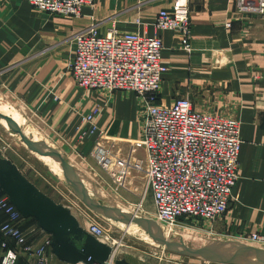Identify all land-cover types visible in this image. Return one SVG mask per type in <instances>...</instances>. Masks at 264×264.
Masks as SVG:
<instances>
[{
  "label": "crops",
  "instance_id": "1",
  "mask_svg": "<svg viewBox=\"0 0 264 264\" xmlns=\"http://www.w3.org/2000/svg\"><path fill=\"white\" fill-rule=\"evenodd\" d=\"M189 5L193 27L191 51L182 49L178 34L158 33L154 26L159 12L172 9L174 0H96L93 8H83L77 18L38 11L25 0H0V92L22 107L24 124L32 123L44 142L57 145L58 153L64 149L80 165L77 157H89L99 139L98 135L78 140L77 127L82 118L98 110L96 125L100 131L113 139L138 140L144 101L132 93L84 90L77 86L69 72L76 50L75 36L93 27L101 36L113 30L148 36L160 34L164 45L162 60L169 70L162 81L158 104L171 106L188 97L199 113L233 118L241 123L240 180L226 215L210 230L249 241L253 233L264 235V17L241 14L236 0H189ZM0 111L14 119L10 123L22 125L18 115L1 106ZM3 126L9 128V123L3 122ZM37 141V147H46L41 140H30L28 150L67 181L61 165L42 156L31 145ZM8 155L4 157L0 152L1 173L10 172L34 188L28 180L30 173L26 177L15 156ZM81 180L86 181L90 195L99 196L90 181L83 176ZM42 198L54 203L46 195ZM67 211L83 232L94 223H88L87 219L81 223ZM6 219L0 210V225ZM22 225L27 234L38 228L48 236L51 264H69L53 257L56 239L53 226L44 229L35 217H24ZM78 232L69 230L65 240L82 250L88 237ZM10 245L16 250L12 241ZM228 246L245 247L239 242H228ZM108 248L110 258L113 249ZM18 255L16 264H26L24 255L19 252ZM116 255L114 264H132L118 260Z\"/></svg>",
  "mask_w": 264,
  "mask_h": 264
},
{
  "label": "built area",
  "instance_id": "2",
  "mask_svg": "<svg viewBox=\"0 0 264 264\" xmlns=\"http://www.w3.org/2000/svg\"><path fill=\"white\" fill-rule=\"evenodd\" d=\"M34 9L54 16L79 17L96 0H25ZM244 15L264 16V0H236ZM189 0H174L171 10L159 12L158 33L172 31L181 38V47L191 51L192 21ZM76 50L69 72L84 90L127 92L144 101L141 137L136 149L146 153L147 186L153 194L155 217L168 225L183 220L217 222L234 200L240 180L241 123L237 119L202 114L190 98L171 106L157 103L168 67L163 63L160 34L119 33L99 35L95 27L75 36ZM98 110L84 116L77 127L85 141L100 134ZM122 177H119V181ZM0 210L7 217L0 225V264H16L18 252L26 264H51L46 247L34 250L23 229V216L9 197L0 191ZM86 233L99 244L113 249L105 264H114L117 252L104 229L91 223ZM15 244L16 250L10 247ZM250 241L264 245V235L252 234ZM17 251V252H16Z\"/></svg>",
  "mask_w": 264,
  "mask_h": 264
},
{
  "label": "rangeland",
  "instance_id": "3",
  "mask_svg": "<svg viewBox=\"0 0 264 264\" xmlns=\"http://www.w3.org/2000/svg\"><path fill=\"white\" fill-rule=\"evenodd\" d=\"M1 94L0 106L18 115L22 125L17 123L19 132L16 133L4 127L3 122L14 119L0 111V152L4 157L14 155L17 166L26 177L30 173L28 180L38 191V196H48L81 223L87 219L88 223L93 221L100 225L116 242L118 260H128L132 264H264V245L250 241L252 235L249 241H245L213 233L210 226L216 221L183 220L172 226L157 220L153 194L147 186L145 174L146 153L134 147L137 140L113 139L101 131L91 155L77 157L81 161L78 165L64 149L58 153L55 150L57 145L51 143L50 147L44 142L32 123L24 124L26 116L22 107ZM30 140H41L47 148L50 147V151L44 148L42 156L73 166L85 201L75 194L65 177L55 175L37 154L28 150ZM31 145L36 148L39 142ZM50 153L58 155L59 160L51 158ZM81 176L96 187L100 193L98 197L90 195ZM120 176L122 180L119 181ZM27 237L35 251L46 247V253H49L48 236L38 228L30 231ZM228 242H239L245 247L228 246ZM54 258L57 260L56 256Z\"/></svg>",
  "mask_w": 264,
  "mask_h": 264
},
{
  "label": "water",
  "instance_id": "4",
  "mask_svg": "<svg viewBox=\"0 0 264 264\" xmlns=\"http://www.w3.org/2000/svg\"><path fill=\"white\" fill-rule=\"evenodd\" d=\"M9 123V129L13 132H19V127L16 124ZM41 153L45 152L43 146L37 147ZM51 158H58L55 153H50ZM63 168L64 175L67 181L76 191L75 193L85 201L86 196L81 191L79 184V176L74 168L69 167L64 162L59 161ZM0 171V189L5 192L10 201L21 214L27 217H35L41 226L47 229V225L53 226L55 234V244L53 253L60 259L65 260L69 264H105L109 259L111 250L99 244L93 237L78 229L76 220L70 213L62 207L56 206L52 202H47L42 197L38 196L33 187H30L26 182L19 178H14L12 173ZM4 174L8 175L3 177ZM75 229L81 231V234L87 236V243L82 250H78L74 244L65 240L66 233ZM78 229V230H77ZM78 232V233H79Z\"/></svg>",
  "mask_w": 264,
  "mask_h": 264
},
{
  "label": "trees",
  "instance_id": "5",
  "mask_svg": "<svg viewBox=\"0 0 264 264\" xmlns=\"http://www.w3.org/2000/svg\"><path fill=\"white\" fill-rule=\"evenodd\" d=\"M3 223H4V222H3ZM3 223H2V224H3ZM10 247H11V245H10Z\"/></svg>",
  "mask_w": 264,
  "mask_h": 264
}]
</instances>
